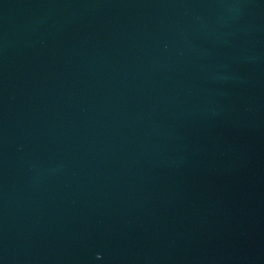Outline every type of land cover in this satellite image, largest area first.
<instances>
[{
	"label": "water",
	"instance_id": "obj_1",
	"mask_svg": "<svg viewBox=\"0 0 264 264\" xmlns=\"http://www.w3.org/2000/svg\"><path fill=\"white\" fill-rule=\"evenodd\" d=\"M0 264H264V0H0Z\"/></svg>",
	"mask_w": 264,
	"mask_h": 264
}]
</instances>
